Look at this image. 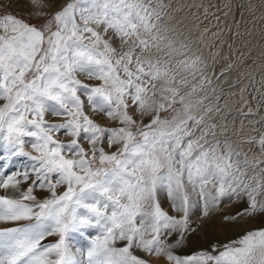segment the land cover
<instances>
[{
    "label": "snow or ice",
    "instance_id": "6c2138e0",
    "mask_svg": "<svg viewBox=\"0 0 264 264\" xmlns=\"http://www.w3.org/2000/svg\"><path fill=\"white\" fill-rule=\"evenodd\" d=\"M163 7L0 0V264H264V132L217 138Z\"/></svg>",
    "mask_w": 264,
    "mask_h": 264
},
{
    "label": "rangeland",
    "instance_id": "374dc122",
    "mask_svg": "<svg viewBox=\"0 0 264 264\" xmlns=\"http://www.w3.org/2000/svg\"><path fill=\"white\" fill-rule=\"evenodd\" d=\"M160 3L164 7L162 18L156 21V25L159 34L166 37L161 42L164 51L153 50L150 55L153 58L164 59L165 53L168 51L164 46L172 44L176 50V54L171 57L172 61L184 59L183 54L185 53L188 57L199 56L204 61L200 66V71L212 79V84L206 86L204 91L194 93L191 99L195 101L201 97H207L205 105L220 109V111L210 114V118L217 123V138L229 140L234 148L240 151L242 157L246 154L250 160L253 159L256 154L249 150V146L243 141L246 137L256 134L253 131L254 124L260 131L264 132V122L256 124L264 117V46H262L264 45V19H262L264 17V0H208V2L206 0H160ZM245 10H247L246 15ZM240 27L241 30L239 31ZM246 28L251 30L247 31ZM232 32H234L233 35ZM255 36L256 38H254ZM182 45H186V47H182ZM256 51L259 55L254 56ZM181 70H183L181 64H174L172 71L177 74L176 78L185 80L187 86L180 84L176 87H179L181 92L184 88H190L192 85L199 88L201 83L200 71L194 76L185 70ZM221 71L224 75L217 79ZM232 75L234 76L232 77ZM236 87L237 90H235ZM210 89H214V91ZM249 109L252 110V114L244 115ZM218 126L220 127L218 128ZM259 158L264 159V156ZM76 239L81 240L78 235ZM81 243L86 242L81 240Z\"/></svg>",
    "mask_w": 264,
    "mask_h": 264
},
{
    "label": "bare ground",
    "instance_id": "6f19581e",
    "mask_svg": "<svg viewBox=\"0 0 264 264\" xmlns=\"http://www.w3.org/2000/svg\"><path fill=\"white\" fill-rule=\"evenodd\" d=\"M162 1H164V0H162ZM168 1V0H167ZM207 2H208V0H206ZM254 1V0H253ZM174 2V1H173ZM214 2V1H213ZM222 2V1H221ZM226 3V2H225ZM245 3V2H244ZM193 4V3H192ZM256 4V3H255ZM259 4H261V2H259ZM259 4H257V5H259ZM264 4V3H263ZM204 5H205V3H204ZM242 5V4H241ZM239 6V5H238ZM238 6H237V8H238ZM244 6V5H243ZM246 6V5H245ZM218 7V6H217ZM192 8V7H191ZM241 8V7H240ZM262 8V7H261ZM186 9H187V7H186ZM206 9V8H205ZM244 9V8H243ZM209 10H210V8H209ZM233 10V9H232ZM240 10V9H239ZM242 10V9H241ZM249 11V10H248ZM246 12H247V10H245V15H246ZM260 12H262V11H260ZM264 12V11H263ZM210 13V12H209ZM219 13H220V11H219ZM240 13V12H239ZM257 14V13H256ZM261 14V13H260ZM217 15V14H216ZM228 15V14H227ZM244 15V16H245ZM248 15V14H247ZM240 16V15H239ZM238 16V17H239ZM247 17H249V15L247 16ZM243 19V18H242ZM262 19H264V17L262 18ZM257 20V19H256ZM261 20V19H260ZM230 21V20H229ZM236 21H237V19H236ZM236 21H235V23H236ZM246 21H247V19H246ZM249 22H250V20H248ZM263 21V20H262ZM242 22V21H241ZM244 22V21H243ZM256 22V21H255ZM259 22V21H258ZM227 23V22H226ZM193 24V23H192ZM245 24V23H244ZM259 24V23H258ZM200 25V24H199ZM227 25V24H226ZM246 25V24H245ZM247 25H248V23H247ZM250 25V24H249ZM252 25V24H251ZM255 25H257V24H255ZM254 26V25H253ZM243 27V26H242ZM250 27V26H249ZM254 27H256V26H254ZM202 28V27H201ZM212 28H214V27H212ZM218 28V27H217ZM257 28V27H256ZM255 28V29H256ZM261 28V27H260ZM169 29V28H168ZM258 29V28H257ZM184 30V29H183ZM212 30V29H211ZM233 30V29H232ZM241 30V27H240V29H239V31ZM246 30H247V28H246ZM249 30H251V29H249ZM249 30H247V31H249ZM174 31V30H173ZM213 31V30H212ZM243 31V30H242ZM257 31H259V30H257ZM203 32V31H202ZM255 32V31H254ZM185 33V32H184ZM246 33V32H245ZM252 33V32H251ZM250 33V34H251ZM259 33V32H258ZM234 34V32H232V35ZM247 34V33H246ZM250 34H248V35H250ZM205 35V34H204ZM238 36V35H237ZM253 36V35H252ZM230 37H232V36H230ZM249 37V36H248ZM229 38V37H228ZM245 38H247V37H245ZM254 38H256V36L254 37ZM240 39V38H239ZM243 39V38H242ZM205 40H206V38H205ZM231 40H233V39H231ZM248 40V39H247ZM193 41V40H192ZM191 41V42H192ZM249 41V40H248ZM208 42V41H207ZM257 42V41H256ZM260 42V41H259ZM196 43V42H195ZM243 43V42H242ZM253 43V41L251 42V44ZM232 44V43H231ZM196 45V44H195ZM237 45V44H236ZM243 45H244V43H243ZM230 46H232V45H230ZM262 46H264V45H262ZM194 48V47H193ZM256 48V47H255ZM259 49V48H258ZM212 50V49H211ZM248 50V49H247ZM253 50H255L254 48H253ZM252 50V51H253ZM205 51V50H204ZM227 51V50H226ZM232 52L234 51V50H231ZM245 51H246V48H245ZM258 51V50H257ZM256 51V52H257ZM251 52V51H250ZM194 53H195V51H194ZM193 54V53H192ZM233 54V53H232ZM251 54V53H250ZM211 55V54H210ZM229 55V54H228ZM231 55V54H230ZM229 55V56H230ZM238 55V54H237ZM251 55H253V54H251ZM255 55H259L258 54V52L256 53V54H254V56ZM263 55H264V53H263ZM232 57V56H231ZM242 57H243V55H242ZM223 60V59H222ZM229 60V59H228ZM216 61V60H215ZM230 62V61H229ZM223 63V62H222ZM264 63V62H263ZM224 64H225V62H224ZM263 65V64H262ZM225 66V65H224ZM263 67H264V65H263ZM220 68V67H219ZM240 68V67H239ZM242 68V67H241ZM216 70H218V69H216ZM181 71H183V70H181ZM262 71V70H261ZM183 74V73H182ZM216 74V73H215ZM247 75V74H246ZM252 75V74H251ZM200 76V75H199ZM234 75H232V77H233ZM194 77V76H193ZM178 78V77H177ZM181 78H183V77H181ZM231 79V78H230ZM245 79V78H244ZM198 80V79H197ZM228 81V80H227ZM241 82V81H240ZM251 82H252V80H251ZM191 83H193V82H191ZM196 83V82H195ZM226 83H228V82H226ZM264 83V82H263ZM243 85V84H242ZM251 85V84H250ZM193 86H195V85H192L190 88H187V89H185L184 88V90H182V92H185V93H187V92H189V91H191V89H192V87ZM237 86V85H236ZM263 86V85H262ZM249 87V86H248ZM252 87V86H251ZM254 87V86H253ZM231 90H232V88H231ZM235 90H237V87H236V89ZM255 92V91H254ZM230 94V93H229ZM259 96V95H258ZM253 97V96H252ZM254 98V97H253ZM253 98H252V100H253ZM250 102V101H249ZM250 104V103H249ZM251 107V106H250ZM252 109V108H251ZM246 121V120H245ZM244 121V122H245ZM219 125V124H218ZM220 126H218V128H219ZM239 130V129H238ZM222 133V132H221ZM228 133H229V131H228Z\"/></svg>",
    "mask_w": 264,
    "mask_h": 264
}]
</instances>
